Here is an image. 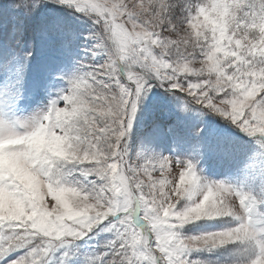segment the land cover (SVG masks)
<instances>
[{
	"label": "snow or ice",
	"instance_id": "6c2138e0",
	"mask_svg": "<svg viewBox=\"0 0 264 264\" xmlns=\"http://www.w3.org/2000/svg\"><path fill=\"white\" fill-rule=\"evenodd\" d=\"M57 2L93 21L91 56L103 51L107 58L70 77L42 115L24 123L0 119V255L23 248L13 264H46L69 238L108 220L110 253L97 254L98 264L108 254L107 264H197L191 250L229 241L259 243L253 264H264L254 196L222 181L202 184L190 160L128 158L138 107L156 84L264 137V0ZM36 134L34 155L46 158V171L33 170L40 158H21L30 146L9 143ZM184 198L193 202L178 210ZM205 216L240 222L182 236L183 225Z\"/></svg>",
	"mask_w": 264,
	"mask_h": 264
},
{
	"label": "rangeland",
	"instance_id": "374dc122",
	"mask_svg": "<svg viewBox=\"0 0 264 264\" xmlns=\"http://www.w3.org/2000/svg\"><path fill=\"white\" fill-rule=\"evenodd\" d=\"M31 3L0 0V119L7 121L24 123L42 115L68 87L70 77L79 75L83 66L107 58L103 51L91 56L97 43L92 34L98 29L84 13L57 0H40L34 8ZM28 20L35 21L27 35ZM156 157L190 160L202 184L222 181L250 193L257 200V225H264V137L248 134L182 93L156 84L138 107L128 136V158L143 162ZM72 179L80 177L74 173ZM192 202L184 198L177 209ZM239 222L235 216H205L179 230L190 237ZM107 225L105 220L84 237L69 238L70 244L49 253L46 264H98L97 254L110 253L107 242L113 233L105 230ZM24 251L13 249L0 255V264H13ZM260 254L255 241H229L193 249L188 258L197 264H253ZM110 259V254L105 255V264Z\"/></svg>",
	"mask_w": 264,
	"mask_h": 264
},
{
	"label": "clouds",
	"instance_id": "9594fccd",
	"mask_svg": "<svg viewBox=\"0 0 264 264\" xmlns=\"http://www.w3.org/2000/svg\"><path fill=\"white\" fill-rule=\"evenodd\" d=\"M20 132H24L23 128H20L19 130ZM9 143L13 144L15 148L18 149H24L25 146H30L31 147V153H21V158H23L25 155H28L30 160H34L37 158H40V163L36 164L34 167V171L38 168L41 171H46L47 167H48V162L46 160V158H42V154H40V157H37L36 154L37 153V149L40 143V136L39 134L36 135H25L21 141H10ZM5 145L2 141H0V163L3 162V160L5 159ZM14 157L10 158V161L13 160Z\"/></svg>",
	"mask_w": 264,
	"mask_h": 264
},
{
	"label": "trees",
	"instance_id": "16d2710c",
	"mask_svg": "<svg viewBox=\"0 0 264 264\" xmlns=\"http://www.w3.org/2000/svg\"><path fill=\"white\" fill-rule=\"evenodd\" d=\"M23 18H27V17L24 16ZM33 21H35V20H28V21H26V22L29 23L28 25H26V28L24 29V31H26L27 35L30 34V33H32V31H33V26L31 24ZM21 30H22L21 28L17 29L18 32H20Z\"/></svg>",
	"mask_w": 264,
	"mask_h": 264
}]
</instances>
